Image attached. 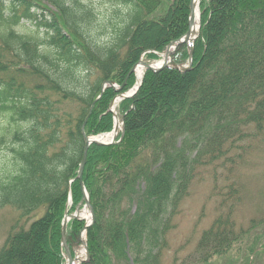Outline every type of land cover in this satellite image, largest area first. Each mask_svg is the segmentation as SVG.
<instances>
[{"label":"trees","instance_id":"1","mask_svg":"<svg viewBox=\"0 0 264 264\" xmlns=\"http://www.w3.org/2000/svg\"><path fill=\"white\" fill-rule=\"evenodd\" d=\"M109 1L113 27L101 37L85 0H0V148L13 161L0 174V208L15 206L21 219L41 211L14 224L0 264L67 263L62 224L69 199L72 210L83 201L84 131L112 130V100L135 83L141 54L160 58L189 29L192 0ZM200 10V34L172 53L182 65L192 49V66L146 69L119 100L116 139L89 145L82 180L96 216L80 264H159L200 164H211L222 199L197 240L198 263L234 249L264 254L263 219L244 225L233 215L239 177L218 174L221 158L231 172L242 150L264 143V0H201ZM22 20L32 23L26 32L16 29ZM107 79L123 87L108 85L97 98ZM67 225L74 250L85 221Z\"/></svg>","mask_w":264,"mask_h":264},{"label":"rangeland","instance_id":"2","mask_svg":"<svg viewBox=\"0 0 264 264\" xmlns=\"http://www.w3.org/2000/svg\"><path fill=\"white\" fill-rule=\"evenodd\" d=\"M85 1L91 5L96 14L95 23L97 25L98 35L101 37H106V35L112 31L113 27L111 25V20L113 17L111 9L112 3H110L109 0ZM198 21L200 23V17ZM30 25H32V23L29 20H22L20 24L16 25V29L26 32L28 31V26ZM192 42L193 41L191 40L189 42L190 44L188 45L191 46ZM165 50L166 49L158 52L160 58H149L148 56L144 55V53L141 54L140 58H143L149 63H157V61L164 58ZM188 61L189 60L185 61L184 64H187ZM135 79V83L124 93L133 91L136 88L139 82L136 76V71ZM120 98L121 97L118 98L113 106L116 113L118 112L117 106ZM0 119L3 120L1 117ZM117 119L120 130V127L123 123L122 117L119 115V113ZM109 132L112 133V130H109ZM109 132H103L101 134L98 133V135L105 134L107 136L105 137L103 135V139L110 141L113 135L111 136ZM259 139H261V137ZM255 140L256 143H254L252 147L242 150L243 159L239 158L240 160L236 162L237 165L231 172L229 168H226L221 163L223 160H225V158H221L219 163L217 162L219 165L218 174L221 180L226 176V174L232 175V177L233 175L235 177H239L242 185H240L239 198L238 201H236L237 205L235 206L233 215H235L238 223H242L244 225L249 223L252 218H257L260 222L261 219H263L260 224L264 225V143L261 140ZM232 154H234L235 157L237 156L236 153ZM226 163L227 166H231L230 160H227ZM11 167H13V161L10 150H8L6 147L0 148V174L7 171ZM213 174L214 173L213 169L211 168V164H200L199 173L189 186V193L181 201L177 208L178 210L170 219L171 222L166 233V241L161 251V259L159 264H192V262L195 260V264H201L198 263V256L195 253L198 243L197 240L201 236L203 231L202 229L207 228L212 224L214 218L217 215L219 202L222 199V197L218 196L214 190ZM68 203L69 212H78L80 213L79 218H83L85 222L89 221L88 217H86V215L83 213L86 210L89 211V205L85 202V200L81 201L78 210H76L77 208L72 210L71 198L69 199ZM40 212L41 211H38L36 214H40ZM36 214L29 218L25 217L21 219L18 208L11 205L2 206L0 208V247L4 243L8 233L13 229L14 224H16L18 221L21 224L35 217ZM84 238L87 240L85 233ZM75 242L73 244V247H75L74 250L71 248L72 255H78L79 258L82 259L86 256L87 249L82 242H80L78 246L75 244ZM249 261L251 262L250 264H264V254L258 256L257 258H249V254L246 253V251H236L234 249L233 252H230L225 256H214L209 264H248Z\"/></svg>","mask_w":264,"mask_h":264},{"label":"water","instance_id":"3","mask_svg":"<svg viewBox=\"0 0 264 264\" xmlns=\"http://www.w3.org/2000/svg\"><path fill=\"white\" fill-rule=\"evenodd\" d=\"M194 1L195 0H192L191 2V7H190V10H191V13H190V17H189V21H190V25H189V29L186 31V33L184 35H182V37L178 38V39H174L172 40L171 43H169V45L167 46L165 52H164V58L163 60L161 61L160 64H156L153 65V63H149L147 61H145L143 58H140L139 59V62H142L145 67L147 69H154L155 71H159V70H162V68H164L165 66L167 65H175V66H178L180 67L182 70L184 69H188L190 68L192 65V61H193V50L191 49L190 50V59L188 61L187 64H184V65H179L174 59H173V55L172 53L176 50V48L180 45H182L183 43H187V44H190L189 42L192 40L194 41V39L200 34V27H201V21L199 23V28H198V33L196 35H192V32H191V28L193 26V24L195 23V10H194ZM201 16V11L199 13V17ZM136 63L132 69H131V72H135L136 71V66L137 64ZM143 78L140 80V83L142 82ZM140 83L137 84L136 88L133 90V91H130V92H121L119 93V95L116 97V98H119V97H124V96H130L131 94L135 93L137 91V89L139 88L140 86ZM108 85H111V86H114L117 90L118 89H121L123 87L122 84H118L116 83L114 80H111V79H107L103 85H102V88H101V92L100 94L97 96L100 97L105 88H107ZM116 98L112 101L113 104L115 103V100ZM115 126L114 128L112 129L113 130V133H114V136L109 140H104L103 139V134L102 135H89V134H86L85 131H84V128H85V125H83V131H84V136H85V144H84V150H83V154H82V159L80 161V165H79V173H78V176L81 180V183H82V189L84 191V195H83V200H85V202L89 205V210H90V213H91V217H90V220L89 221H86L84 227L80 230V233L77 235V239H76V242L75 244L78 246L80 244V242H82L84 244V246L86 247L87 249V254L85 257H83L82 259L79 258L78 255H72V251H71V247H69V244L67 243V236H66V231H67V223L69 221L70 218L72 217H78L80 216L78 212H69V213H66L65 217H64V220H63V228H62V236H63V243H64V247H66V254H67V258H68V261H67V264H80L82 262V260H86L88 259L89 257V249H88V246H87V240L84 238V233L86 232L87 228L89 226H91V223L95 220V216L96 214L94 213V209H93V205H92V202L90 201V194H89V191L86 190V187L84 185V180H82V176H83V172H84V167L86 165V162H87V155H88V150H89V145L92 143V142H97V143H106V144H109L110 142L114 141L115 140V133L117 132L118 128H119V124H118V119H117V116L115 118V122H114ZM124 128V127H123ZM78 210V207L77 209Z\"/></svg>","mask_w":264,"mask_h":264},{"label":"bare ground","instance_id":"4","mask_svg":"<svg viewBox=\"0 0 264 264\" xmlns=\"http://www.w3.org/2000/svg\"><path fill=\"white\" fill-rule=\"evenodd\" d=\"M200 1L201 0H195L194 1V10H195V23L193 24V26H192V28H191V32H192V35L194 36V35H196L198 32V28H199V13H200ZM161 61H162V59L161 60H159V61H157V63L156 64H160L161 63ZM153 65H155V63H153ZM145 65L142 63V62H139V64H137V66H136V76H137V79L138 80H140L141 79V77H142V75H143V73H144V70H145ZM109 134L112 136V133H110L109 132ZM108 134V135H109ZM105 137L107 136V135H105V134H103ZM85 215H86V217H88V219L90 220V217H91V213H90V210L89 211H84L83 212Z\"/></svg>","mask_w":264,"mask_h":264}]
</instances>
